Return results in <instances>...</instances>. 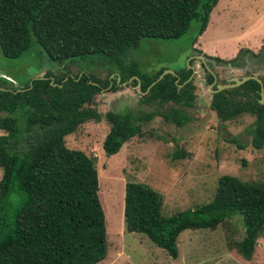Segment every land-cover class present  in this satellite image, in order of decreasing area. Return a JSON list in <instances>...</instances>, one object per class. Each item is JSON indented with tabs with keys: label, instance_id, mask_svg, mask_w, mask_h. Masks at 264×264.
<instances>
[{
	"label": "trees",
	"instance_id": "trees-1",
	"mask_svg": "<svg viewBox=\"0 0 264 264\" xmlns=\"http://www.w3.org/2000/svg\"><path fill=\"white\" fill-rule=\"evenodd\" d=\"M217 2L0 0V53L15 59L32 38L52 62L94 55L116 60L141 39L179 38L192 21L198 23L196 35L200 36ZM192 51L224 66L244 68L253 62L264 69V44L256 54L239 49L226 61ZM161 72L144 76L133 67L118 81L115 77L103 81L89 76L65 81L63 77H42L20 91L0 90V264H96L105 258L95 160L66 148L64 138L82 123L103 119L108 124L101 144L105 156L116 154L132 139L146 141L150 131L142 130V124L151 114L108 111L102 116L91 107L96 93L115 91L131 77L136 78L131 84L138 82L144 93L141 102L174 105L162 114L163 122L179 128L187 119L184 111L194 101L192 80L186 82L191 70L165 74L151 85ZM205 72L210 84L212 76ZM255 78L261 83L264 100V77ZM259 91L255 80H247L212 93L209 102V110L221 121L243 114L254 117L249 130L254 149L264 144V105L259 104ZM231 143L243 148L235 140ZM182 155L173 152V158ZM160 207L158 194L148 187L124 184V231L144 235L171 259L177 257L176 238L182 231H212L231 223L233 217L243 229L241 239L233 243L243 260L250 259L257 239H264V181L222 175L210 202L166 217L160 214Z\"/></svg>",
	"mask_w": 264,
	"mask_h": 264
},
{
	"label": "rangeland",
	"instance_id": "rangeland-1",
	"mask_svg": "<svg viewBox=\"0 0 264 264\" xmlns=\"http://www.w3.org/2000/svg\"><path fill=\"white\" fill-rule=\"evenodd\" d=\"M197 25L192 21L187 31L174 40L141 39L135 48L116 60L94 55L52 62L32 38L27 49L15 59L4 58L0 53V90L4 91H19L42 77H63V81L82 76L97 81L115 77L117 81L133 67L144 76L159 70L174 74L189 66L193 70L194 101L184 111L187 119L179 128L163 122L162 114L174 105L141 102L144 94L137 92L131 77L118 84L115 91L102 89L96 93L91 107L102 116L108 111L151 114V119L142 124V130L150 131L146 141L132 139L123 143L116 154L105 156L101 144L108 124L103 119L82 123L74 133L65 136L66 148L82 151L95 160L106 243L105 258L96 264H264V239L260 237L248 261L234 250L233 243L243 233L236 217L212 231H182L176 238L175 259L144 235L126 233L123 228L126 182L143 184L157 193L160 214L166 217L210 202L216 181L222 175L242 181H264V144L254 149L250 143L254 117L243 114L221 121L209 110L211 92L196 57L204 59L192 51L223 61L232 59L239 49L256 54L264 44V0H218L200 36L196 35ZM211 72L221 85L247 74L264 77V69H258L253 62L239 69L214 65ZM232 140L243 148H237ZM176 150L183 153L180 158H173Z\"/></svg>",
	"mask_w": 264,
	"mask_h": 264
},
{
	"label": "water",
	"instance_id": "water-1",
	"mask_svg": "<svg viewBox=\"0 0 264 264\" xmlns=\"http://www.w3.org/2000/svg\"><path fill=\"white\" fill-rule=\"evenodd\" d=\"M197 59H199V57L197 58ZM190 68V67H189ZM165 74H172V73H170L169 71H162L158 76H157V78L151 83V85H153L154 83H156L157 81H159L162 77H163V75H165ZM192 75H193V73L191 72V74H190V76L188 77V79L186 80V82H188L190 79H191V77H192ZM132 78H134L135 80H136V78L135 77H132ZM247 80H255L258 84H259V86H260V91H259V104H261V105H264V100H263V93H262V87H261V83H260V81L258 80V79H256L255 77H253V76H247V77H242V78H239V79H231V83H227V84H223V85H218V86H216L215 87V90H211L210 89V87L212 86V84H210V85H208V90L211 92V94L212 93H216V92H219V91H221V90H224V89H231V88H235V87H237V86H239V85H241L242 83H244L245 81H247ZM176 82V81H175ZM31 84V83H30ZM150 85V86H151ZM180 87V86H179ZM135 88H136V90H137V92L138 93H140V94H144V93H141L140 92V90H139V83L137 82L136 83V86H135ZM148 89V88H147Z\"/></svg>",
	"mask_w": 264,
	"mask_h": 264
},
{
	"label": "flooded vegetation",
	"instance_id": "flooded-vegetation-1",
	"mask_svg": "<svg viewBox=\"0 0 264 264\" xmlns=\"http://www.w3.org/2000/svg\"><path fill=\"white\" fill-rule=\"evenodd\" d=\"M198 56V55H197ZM196 58H198V57H196ZM198 62H199V66L201 67V69L203 70V72H204V81H205V83H206V86L208 87V85H210V84H212V86H211V90H212V87H216V86H218V85H221L220 83H218L217 82V76L215 75V73L213 74L212 72H211V70H212V66H214V65H217V66H224V65H222V64H217V63H213V62H209V61H207V60H202L201 58H199L198 60H197ZM188 62H190V64H191V61H189L188 60ZM190 64H188V65H190ZM205 67V69H206V71L212 76V82L210 83V84H207V82H206V72H205V69H204V67ZM190 67V66H189ZM224 67H228V68H234V69H239V67H231V66H224ZM211 69V70H210ZM189 70H191V72L193 73V70L191 69V67L189 68ZM191 74V73H190ZM190 76V75H189ZM247 76H252L251 74H249V75H247ZM247 76H244V77H247ZM254 77V76H253ZM242 78V77H241ZM188 79V78H187ZM192 79V78H191ZM230 81H231V79H230ZM231 83V82H230ZM123 84V83H122ZM227 84V83H226ZM179 87V86H178ZM21 90V89H20ZM19 90V91H20Z\"/></svg>",
	"mask_w": 264,
	"mask_h": 264
},
{
	"label": "clouds",
	"instance_id": "clouds-1",
	"mask_svg": "<svg viewBox=\"0 0 264 264\" xmlns=\"http://www.w3.org/2000/svg\"><path fill=\"white\" fill-rule=\"evenodd\" d=\"M173 75V74H172ZM132 79V78H131ZM134 79V78H133ZM118 81V80H117Z\"/></svg>",
	"mask_w": 264,
	"mask_h": 264
}]
</instances>
